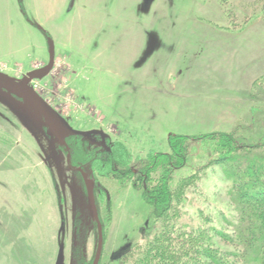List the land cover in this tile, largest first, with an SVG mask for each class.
Wrapping results in <instances>:
<instances>
[{"label":"rangeland","instance_id":"obj_1","mask_svg":"<svg viewBox=\"0 0 264 264\" xmlns=\"http://www.w3.org/2000/svg\"><path fill=\"white\" fill-rule=\"evenodd\" d=\"M70 1L0 0V74L48 104L63 141L54 142L25 95L0 85V264H91L97 228L81 166L103 218L99 262L144 245L159 222L138 171L145 160L152 167L151 150L172 153L176 136L187 148L166 159L188 182L171 225L180 234L229 229L211 218L229 211L231 181L205 135L262 138L264 115L251 110L250 90L264 74V0ZM74 138L85 143L84 161L72 158ZM114 141L132 156L124 179L91 166ZM211 234L208 242L234 251Z\"/></svg>","mask_w":264,"mask_h":264},{"label":"trees","instance_id":"obj_2","mask_svg":"<svg viewBox=\"0 0 264 264\" xmlns=\"http://www.w3.org/2000/svg\"><path fill=\"white\" fill-rule=\"evenodd\" d=\"M250 97L253 102L251 110L264 115V74L252 83ZM259 98L261 102L258 101ZM262 127V138L251 144L243 142V136L236 133L237 130L213 131L205 135L213 139V147L220 153L216 163L223 166L224 176L231 181L226 194L229 211L225 213L226 209L223 208L211 217L213 220H220L229 228L227 230H218L213 226L180 234L182 227L174 229L171 223L179 212L174 203H181L179 200L186 194L188 178L176 177L174 172L178 170V166L166 157L173 152L174 155L184 152L187 148L183 144L185 138L176 136L179 139L173 142L172 153H153L151 150L153 154L149 152L147 159L152 167H147L145 160V164L138 171V178L143 181L144 200L149 205L153 218L159 222L158 227L144 245L136 244L132 248L124 249L110 263L234 264L228 258H235L238 264H264V123ZM71 142L74 161H84V157H90L81 151L80 147H84L85 143L82 144L78 138ZM209 146L210 144L206 145ZM93 153L94 151L90 152L95 155ZM131 159L127 147L120 141H114L108 149L93 156L91 166L100 175L116 174L124 179L133 174L129 167ZM153 168L155 169L152 170ZM150 180L152 182L148 183ZM101 195L104 197L103 193ZM99 219L102 224V216ZM174 230L177 231L176 235L173 234ZM211 230L225 244L233 246L234 251L215 246L216 242L212 238L208 242L205 238L213 236Z\"/></svg>","mask_w":264,"mask_h":264},{"label":"water","instance_id":"obj_3","mask_svg":"<svg viewBox=\"0 0 264 264\" xmlns=\"http://www.w3.org/2000/svg\"><path fill=\"white\" fill-rule=\"evenodd\" d=\"M74 0L70 1L69 7L71 8L73 6ZM52 61V56H50V62ZM0 85L5 86L6 88H9L13 91L19 92L20 94L25 95L30 102L36 106L38 109V113L41 117V121L44 125L48 127V134L53 137L54 142H58L60 144L63 143L61 135L54 133L51 130V127L48 123L47 116H46V110L50 109L48 104L34 91L30 90L24 85H21L11 79H8L0 74ZM69 157V155H68ZM69 163V160H68ZM83 179L85 190H86V195H87V203H88V211L90 217L94 220L97 228V243H96V248L95 252L93 255V259L91 264H98L100 257H101V252H102V245H103V230H102V224L99 219L97 209H96V203H95V197H94V190H93V182L90 177L87 176V173L82 170L81 167L76 168Z\"/></svg>","mask_w":264,"mask_h":264},{"label":"flooded vegetation","instance_id":"obj_4","mask_svg":"<svg viewBox=\"0 0 264 264\" xmlns=\"http://www.w3.org/2000/svg\"><path fill=\"white\" fill-rule=\"evenodd\" d=\"M18 83V82H17ZM69 133V132H68ZM67 133V134H68ZM67 135H64L63 136V139L66 137ZM62 138V137H61ZM64 141H65V139H64ZM65 149H66V153H68L69 151L67 150V148H66V145H65V147H64ZM104 149H108V146H105V148ZM69 155V154H68ZM71 157V156H70ZM70 162V161H69ZM82 167V166H81ZM82 170L84 171V169H83V167H82ZM86 172V171H85ZM80 173V172H79ZM81 175V174H80ZM88 176V175H87ZM82 177V176H81ZM83 180V179H82Z\"/></svg>","mask_w":264,"mask_h":264}]
</instances>
